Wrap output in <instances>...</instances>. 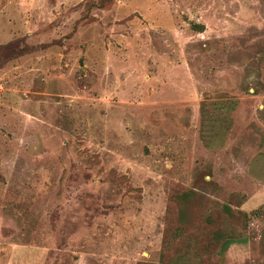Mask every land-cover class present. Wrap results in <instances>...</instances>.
<instances>
[{
    "label": "rangeland",
    "instance_id": "1",
    "mask_svg": "<svg viewBox=\"0 0 264 264\" xmlns=\"http://www.w3.org/2000/svg\"><path fill=\"white\" fill-rule=\"evenodd\" d=\"M0 264H264V0H0Z\"/></svg>",
    "mask_w": 264,
    "mask_h": 264
}]
</instances>
